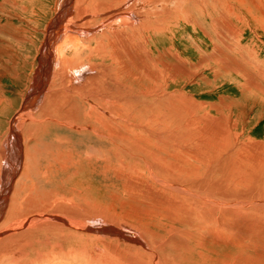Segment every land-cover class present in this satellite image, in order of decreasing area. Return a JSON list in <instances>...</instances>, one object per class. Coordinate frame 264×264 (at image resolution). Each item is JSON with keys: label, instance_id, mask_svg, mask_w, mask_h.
<instances>
[{"label": "rangeland", "instance_id": "rangeland-1", "mask_svg": "<svg viewBox=\"0 0 264 264\" xmlns=\"http://www.w3.org/2000/svg\"><path fill=\"white\" fill-rule=\"evenodd\" d=\"M61 1H64V4ZM134 1L130 0L126 8L127 6L129 8ZM242 1L161 0L160 4L155 5L158 8L149 9L148 12L152 9L154 11H150L148 14L142 13L140 20L138 19L135 23L132 22L135 25L131 23L132 25L129 24V27L128 24V26L116 24L115 27L114 25L111 26L113 31L108 28L103 31V34L100 33L101 35L98 34V36L95 32L100 31L105 26V23L107 24L110 20L95 27L81 26V24L89 18L103 19L107 13L92 15L82 21L75 19L74 9L76 13L80 14L84 10L85 12L90 10L91 3H87V0H83V2L74 0L73 7L75 8L71 7V12L70 10L65 12L64 9L68 0H0V264H98L99 259L102 258H116L123 264H135L133 262L136 261L133 260L137 259L139 252L136 249L134 250V248L132 249V247L130 249L129 247L127 248L114 232L126 233L128 236H134L142 242L130 230V227H134L135 231H143L149 237L148 239H151V241L148 240L150 243L152 240V243H154L155 240V244H161L162 239H170L177 235L174 231L176 228L174 224H168L171 226H168V228L170 231L172 230L173 234H167L165 229L167 223L161 224L160 221H157L158 219H149L143 215L145 214V209L142 208L143 196L160 194L163 199H169L166 186H163L164 188L159 186L162 184V178L163 181H167V178L158 176L155 172L148 173V175L145 170V163L128 161L129 154L119 146L111 154L113 157L111 156L110 159H107V156L104 157V153L108 150L107 146L103 142L97 143L93 133L75 134L63 129H51L47 133L42 134L40 132V135L38 133H35V135L30 131L28 123L20 119L22 116L18 114L21 112L26 98L31 99H26L27 102L25 104H27V107H25L27 109L23 114L29 112L36 118L46 114L55 115V112L65 114V110L62 107L53 110L50 104L46 105L48 103L44 99L45 96L43 98L37 97L38 99H33V96L37 95L39 84L44 80L50 81L55 67H59V65H56L55 49L66 31L67 34H78L81 37L86 35H83V32L87 33L89 37L95 33V37L93 36L95 40L93 38H85L86 40L78 42V48H75V51H72L71 48H67L65 51L67 52L65 55L73 59V64L71 63V65L74 70L70 71V73L74 81H71L73 83L69 84V86L72 87L75 84L76 91L72 93L68 91L63 94L58 92L63 95L59 101L63 104L69 103L67 96L76 95L73 100L78 102V104L74 105V110L72 111L76 118H81L80 111L83 110V103L80 101L81 97L77 96V94L87 93L90 90L88 88L89 83L92 86L95 85L94 82L90 81L92 78L89 77V73L93 74L91 76H96L95 80V77L93 78L96 81V87L97 79H101L99 81H101L102 85L98 83V88L108 84L106 81L109 82L110 86L106 85L103 89L100 88V90L97 89L95 91L96 94L100 92L97 95L102 94L101 92H105L107 89L110 91V89L115 87V84L116 86L121 83L126 84L120 79H122V65L124 66L126 61L131 60L128 54L136 52V58H140L134 61L136 64L137 62L140 63L141 58L150 56L144 59L149 62L146 63L149 65V73L155 75H160L158 71H160V68L162 71V67L164 72L169 73L176 72L177 68H174V66L179 67L180 65H183L180 68L181 70H190L188 72L190 74L186 73L184 76L186 80L183 79L175 83V85H171L167 90V92L172 93L166 95L169 108L167 113L179 114L176 115V118H167L163 133L176 129V126H179L177 125L180 121L178 119L182 116L183 119L180 126L185 125L187 128L180 132L181 137H183V142L181 143L197 144L200 148L207 150L217 165L216 171L212 169L214 174L208 186L201 188H213V192H224L226 194L225 199L227 196H232L229 199L231 202L228 201L230 197L227 198L228 203L226 202L227 205L224 207L226 210L229 207L237 209L241 206L240 209L242 210L243 208L244 210L241 211L239 209L240 214L235 219L230 216L228 226L217 231L218 233L214 234L215 236L209 237L206 242H203L201 248H198V245H194L189 254L187 253L185 256L183 252H178L177 254L180 255L178 258L175 255L174 261L179 264H264V0ZM97 2L107 3L110 0H97ZM148 2L150 4L149 0L141 1L139 4L141 7H137L136 10L133 9L134 12L136 13L140 8L147 7L149 5ZM87 6L89 9L86 8ZM227 7L232 8L230 13L224 11ZM124 8L119 9V11H123ZM158 9H162V11ZM246 9H249V11ZM166 14L167 16H165ZM58 15H65V21L62 24L63 27L61 26L59 30L61 32L60 37H56L55 44L50 47L52 59L48 57L46 52L43 53L41 44L45 39L46 29L48 30L52 23L54 24ZM117 15L119 13L115 17ZM144 15L146 16V21L143 20ZM228 15L229 17H227ZM162 16L165 18H162ZM185 17L190 19L191 22ZM147 18L152 23L156 22L158 18L159 21L149 24ZM179 18L181 19L179 20ZM118 19L115 18V23H118ZM141 19L143 20L141 24L143 25L144 22H147L149 28H146L144 23L143 27L145 29H141L140 26L142 25L138 24ZM255 20L257 22L260 20L261 22L256 23L254 22ZM72 25L77 29L75 30L73 27V31L70 30L69 28L70 26L72 28ZM154 26L155 28H153ZM119 28H123V31ZM144 30L147 31L145 32ZM157 30L160 31L157 32ZM111 32L112 34H110ZM135 32H138L136 33L137 35ZM235 32H238L237 34L239 35L236 34L234 36ZM142 33L143 35L140 36ZM51 34H53V31H51ZM116 34H119V36ZM9 35L11 37L12 35L14 36V41L22 38L20 39L21 43L19 44L20 41L14 42L13 37L10 38ZM231 35L234 36L233 39ZM96 36L103 37L97 38ZM113 37L117 38L116 40L119 42ZM129 37H131V42ZM57 39L60 40L58 41ZM98 39L102 40L98 41ZM112 39L120 43L121 47ZM123 40L125 41L124 45L127 44V46L122 44ZM223 40L233 50H230V48L229 50L225 49ZM100 41H103L101 46L98 45L101 44ZM114 43L117 48L113 45ZM96 45L101 51L98 47L96 48ZM238 46L242 47L239 48ZM137 47L143 50H136ZM112 49H115L114 54L110 52ZM86 50H89V52ZM95 51L103 52V54L98 55V52L96 53ZM110 53L113 55H111L113 58H110L113 61L108 59ZM117 53H120L121 56L117 55ZM41 56L43 57L41 58ZM119 56L123 57V60L125 56L127 60L121 62ZM209 57L212 60L210 59L209 61ZM153 58L157 61L152 63ZM41 59L44 62L51 63V65L53 64L52 68H49L47 72L50 74L48 77L44 72H40L39 61ZM177 59L180 63L177 62ZM182 59L184 62L181 61ZM161 61L165 65L162 63V66ZM117 62L123 63L121 67ZM79 63L80 65H78ZM139 63L138 65L140 66L141 64ZM165 66H167V69ZM168 66L171 67L172 71L170 68L168 69ZM114 71L116 73H112ZM95 72L98 73L96 74ZM82 74L83 76L80 77ZM98 75H101V77ZM105 76L107 77L106 80H104ZM109 76H112L111 78H113L114 82ZM190 76L192 77L191 81L187 82ZM78 78L84 79L80 81ZM60 80H63V78L58 77L57 81H55L56 85L62 84ZM110 80L114 85H112V82L110 83ZM78 81L83 82L79 84L80 87L81 85L85 86L84 91H82L84 86L80 88ZM62 85L64 86V84ZM53 89L52 86L50 91ZM77 89L81 92L77 91ZM106 93L103 95L108 94ZM153 96L156 97L158 95ZM178 104L181 110H179ZM39 107H42V113H39ZM99 109L103 112H99ZM104 109L103 106L95 107V113L98 111V115L99 113L105 115L106 111ZM23 110L25 111V109ZM173 110L175 111L173 112ZM82 118L85 119V117ZM13 119L16 122V128L18 127V132L14 141L11 138V142H9L11 144H7L9 125ZM101 119H98V121L102 122L103 120ZM47 120L53 119L47 118ZM54 120L56 121V119ZM108 121L109 118L105 119V124L102 122L99 128L97 126L101 122L96 124L94 119L91 120L93 123L88 122L95 125V129L98 128L99 130L102 127L101 130H104L105 125L108 127ZM139 121L141 119H136L132 122V129L133 127L142 128L137 126ZM185 126L181 128L183 129ZM63 128L67 129V127ZM181 128L179 127L178 131ZM70 129L71 131L75 130V128ZM55 138H61L59 143ZM15 142L19 146H16ZM14 147L20 148L19 156L15 153L13 154V152H16L13 149ZM6 150L8 152L7 157ZM115 152L119 154L115 156ZM120 157L122 160H120ZM6 158L8 159V164L7 162L5 163ZM16 165L18 167L13 171L14 175H11V168ZM7 166H9L8 169L11 167V170H8ZM5 169L10 172L7 177H5L7 171ZM181 185L184 187L185 183H181ZM162 188L166 189V194L164 195ZM227 192L229 193L228 195ZM3 199L6 200L3 201ZM238 200L241 202H238ZM135 204L137 205L136 207ZM256 207L257 211L253 212V208ZM241 212L244 213L242 214ZM90 215H94L95 217L93 218L96 221H92L93 218ZM56 218L66 220L67 225L55 220ZM27 220L28 222L31 221V224L23 227L22 225L26 224ZM128 221L130 223H127ZM252 221L258 224V228L251 231V233L242 235L232 232L236 227L238 229L250 226L248 222ZM15 225L19 228V232H16L17 229L14 231L13 226ZM73 225L76 226V229L72 227ZM143 227H146L145 230H143ZM95 228L105 229L111 233L90 232V229ZM6 231H10V233L8 234ZM145 235L144 237H146ZM238 242L241 243L239 244ZM142 244L145 246L143 242ZM165 256L169 257L167 259L169 262L166 261L167 264H172L170 260L173 257L169 252L168 254L165 253ZM180 256H183L182 259ZM138 258L144 259L142 261L144 264L148 263L145 260L146 257L140 256ZM188 258L189 260H187ZM140 259H138L139 263L141 262Z\"/></svg>", "mask_w": 264, "mask_h": 264}, {"label": "bare ground", "instance_id": "bare-ground-1", "mask_svg": "<svg viewBox=\"0 0 264 264\" xmlns=\"http://www.w3.org/2000/svg\"><path fill=\"white\" fill-rule=\"evenodd\" d=\"M26 1H28V0H26ZM81 1L83 2V0H81ZM139 1L141 2V1H145V0H135L134 3H133L134 5L132 4L129 8H128V6L126 8V5L128 3H130V0H110V2H107V3H105V2H102V3L101 2H97V0H87V3H91V6L89 4H87V5L90 6L89 7L90 10L85 12V10L81 8L82 10H84L83 12L81 11L82 12L81 14L80 13H76V10L74 9L75 7H73L74 0H68V2L66 3V5L65 6L63 5V6H64V9H65V12L66 11H69L71 9V7L74 9L75 14H76L75 19L77 21H82L84 18L90 17L92 15H103V14H106L107 13L104 16L103 19L89 18L87 21H85L83 24H81V26L95 27V26H97V25H99L101 23L104 24L105 21L110 20V21H108L107 24L105 23V26L102 27L100 29V31L95 32V30H94V32L98 35L100 33L103 34V31L104 30H106L108 28H111V26H113V25L115 27L116 24H118V25L119 24H122V25L123 24H125V25L128 24L129 25L132 22L135 23V21H137L141 17V14L142 13H145V14L147 13L148 14L150 11L151 12L154 11L152 9V10H150L148 12L149 9L155 7V5L160 4V2H161V0H154V1L149 0L150 1V4L148 2L149 5L147 7L143 8V9L140 8V10H138L135 13L133 9L136 10L137 7H141V5L139 6V4H140ZM240 1H242V0H240ZM217 2H219V1H217ZM242 2H244V0ZM136 3H138V4H136ZM214 4H216V3L214 2ZM221 4H224V3H221ZM123 7H125L123 9V11H121V10L119 11V9H122ZM86 8L89 9L88 6ZM77 10L80 11L79 9H77ZM155 10L157 11V9H155ZM158 10L159 11H162V9L161 10L158 9ZM246 10L249 11V9H246ZM224 11L226 13L227 12L230 13L232 11V8L227 7V9L224 10ZM70 12H71V10H70ZM118 13H119V15H117L115 17V15L118 14ZM153 13H155V12H153ZM161 14H162V12H161ZM167 14H169V13H167ZM167 14L165 16H167ZM59 15H58V18L55 19L54 24L52 23V26H50V27L48 26L49 27L48 30L46 29V32L44 34L45 35V39H44L43 43L41 44V47L43 48V53L46 52V54L48 55V57H50L52 59H53V57L50 56V52H51L50 47H52L55 44V42H56L54 40V39H56L55 37H60L61 32L59 30H60L62 24L65 21L64 20L65 19L64 18L65 15L64 16H62V15L59 16ZM162 15L164 16V14H162ZM163 16H162V18H165ZM118 17H119V19H118ZM145 17L146 16L144 15V17H143L144 19L143 20H145ZM227 17H229V15ZM115 18L118 19V21H117L118 23H115ZM181 18H179V20ZM190 18H192V17H190ZM158 19H157V21H159ZM183 19H184V17H183ZM186 19H188V18H186ZM143 20L141 19V22L138 23V24H141L143 22ZM149 20L147 18V21H149ZM176 20H178V19H176ZM188 20L190 21V19H188ZM156 22H153V23H156ZM162 22H163V20H162ZM254 22L259 23L261 21L259 20V22H257V20H255ZM144 23L146 24L145 27L146 28H149V26H147L148 23L147 22H144ZM144 23H143V25L141 24L142 26L139 25L141 27V29L144 28L143 27L145 25ZM153 23L151 21H149V24H153ZM133 25H135V24H133ZM73 27H74V25H72V28L70 26L69 29L73 31ZM129 27H130V25H129ZM150 27L152 28L151 25H150ZM74 28H75V30L77 29L76 27H74ZM137 28H138V26H137ZM153 28H155V26ZM115 29H117V28H115ZM70 30H69V32H70ZM120 30L123 31V28L120 29ZM129 30H132V29H129ZM135 30H136V28H135ZM162 30H164V29H162ZM30 31H31V29H30ZM51 31H53V34H51ZM111 31H113V29ZM158 31H160V30H157V32ZM0 32H1V30H0ZM66 32L64 33V36H63L61 42L56 46V49H55V55L54 56H55V59H56V65L57 66L59 65V67H55V70L53 71V74L51 76L52 77L51 78L52 81L50 79V81L49 80H47V81L44 80L42 83H40L39 84V87L37 88V95H34L33 96V99H38L37 97H42L43 98L45 96L44 99H46V101L48 103L46 105H49L50 104V106H52L53 110H56V109L62 107L65 110V114L64 113H57V112L54 111L55 112V115H52V114L41 115V116L37 117V118H40V119H37L36 117H34L29 112H27L26 114H23V113L26 112V109H27L26 108L27 107V104H25V103L27 102L26 99H28V98H26L25 101H24V104H23V108H22V110L20 112L21 114L19 113L18 115L22 116L20 118L22 121H26L28 123V127L30 128V131L32 132V134H35V133H38L39 135L41 133L44 134V133H47L51 129H63L65 131H68L70 133H75V134H77V133L83 134V133H87V132H90V134L93 133V137L95 136V140H96L97 143H102L103 142L107 146L108 150H107V152L104 153V157L107 156L108 157V158L106 157L107 159H110L111 158V156H112L111 154H113L115 148L117 146H119V147L125 149V152H127L129 154V157L127 158L128 161H130V162H138V163H141V164L142 163H145V165H146L145 166L146 167L145 170H146L147 174L148 173L151 174V173L155 172V174H158V176H162V177L167 178L168 179L167 181H163V178L161 177L162 178V184L159 185V186H160V188H161V186L162 187L163 186H166V189L167 190L166 189L165 190L168 191L167 197H169V199L168 200L167 199H163L161 197L162 195L160 196V194H158V195H151V196H146L145 195L146 197L143 196L144 199H143L142 208L145 209L144 210L145 211V214H143V215L145 217H148L149 219H151V218L158 219L157 221H160L161 224L164 223V222L167 223L166 224L167 226L165 228L167 234H171L172 233V230L170 231V229L168 228V226H170L171 223H172V225L174 224L176 226V228L174 230L177 233L176 237L175 236L174 237L171 236L172 238H170V239H162L161 240V244H155V242H156L155 240H154V243H152L153 242V240H152V242H151L152 244H151L149 242V241H151V239L149 240L148 239L149 237H147V235H145L143 231H139V230L135 231V228L134 227H130L131 228L130 230H132L133 233H135L142 240V242L145 244V246H144L142 244V242L140 240L136 239L134 236L133 237L128 236L124 232H123L124 234H121L120 232H114V233H116V235L120 238V240L122 241V243L127 246V248L129 247V249H130V247H132V249L134 248V250L136 249V251L139 252V255L141 257H144V258L146 257L145 260H146V262H148L146 264H167L166 261H168L167 259L169 257L167 258V256H165V253L168 254V252L173 257V259L170 260V262L172 261V264H179L178 262H175L174 261V256L176 255V257L178 258V256L180 255V254L179 255L177 254L178 252H183V254L185 256L187 253L189 254V252L192 250V248L194 247V245H198L199 246L198 248H201V246H203V242H206V240H208L209 237L215 236L214 234H217L218 233L217 231L221 230L223 227L228 226V222L230 220L229 219L230 216L232 218L234 217L233 219H235L236 216L238 217L239 216L238 214H240L239 209L242 207L241 206L240 208H237V206H236L237 209L229 207L228 210H226L224 207H226L225 205H227L228 201H230L229 199H231L232 196L231 197L230 196H227V198L230 197V198H228V201H227V198L225 199L226 194L224 192L223 193H221V192L218 193L216 191L213 192V190H214L213 188H207V189H202L201 188L203 186H208V184H209V182H210V180H211V178H212V176L214 174L213 173V170L216 171L215 168H217L216 167L217 165H216V162L213 160V158L210 156V153L207 152V150L200 148V146H198L197 144H187L186 143L187 144L186 145V144H182L181 143V142H183L182 141L183 140V137H181V133L180 132L187 128V126H185V125H183V126H185V128H183V129L181 128L183 126H180V124L182 123V119H183L182 116L179 117V119H178V120H180L179 123L177 124L179 126H176L175 125L177 127L176 129L172 130L171 132H165V133H163V127L166 126L167 118L168 117L176 118V115L179 114V113H175V114H168L167 113L169 108H168V104H167L168 102L166 101V100H168L166 98V95L168 93H169V95L172 94L170 92H167V90L169 89V87L171 85L173 86V85H175V83H178L181 80H183L185 74L188 73L190 70L189 69L188 70L187 69H182L181 70L180 68L183 65H180L179 67H175L174 66V68H177L176 69L177 70L176 72L174 71L173 73L172 72L169 73V72H164V68L162 67V69H163L162 71L163 72L161 71V68H160V71L161 72L158 71L160 75H157V74L155 75L153 73H149L150 72L149 71V65L146 64V63H149V62H147L144 59V58L147 59L150 56L149 57L146 56L143 59L141 58L140 63L137 62V64H136V62H134V61L140 59V58H136V55H137V54L135 55L136 52L134 54H128V57L131 60L128 59L129 61L128 62L126 61V64H124V66H123L122 65L123 63H121V62H125L124 60H127V59H125L126 57L124 56V60H123V57L122 58L120 57L121 54L120 53L119 54L117 53V55H120L119 57H120V60H121L120 63L119 62H117V63H119L120 67L122 65V67H121V70H122L121 77H122V79H120V80H123L126 84L121 83V84H118L119 86L117 85L118 86L117 87L116 84L114 85V83H113L114 80H115V75H114V80H113V78H111L113 75L111 74L112 76L111 77L109 76V77H110L111 80H113V82L110 80V83L112 82V85H114L116 88L113 87L112 89H110V91H108L109 89H107V91H105V89H104L105 92L102 91L101 92L102 94L97 95L100 92H97V94H96L95 91H97V89L100 90V88L103 89L104 86L106 87V85H109V82L106 81V83H108V84H104L103 87L100 86V88H98L99 87L98 83L101 82V81H99V80H101L99 78V77H101V75L100 76L98 75L99 77H97L99 79H97L98 81H97V87H96V81H94L96 79V76L95 75L94 76H91L93 74L89 73L90 74L89 77L92 78V80H90V81L91 82H94L95 85H93L94 86L93 87L91 85V83H89V85H88L89 87L86 86V87H88L90 89V90L88 89L89 91L87 93H81L82 95H78L77 94V96H80L81 97L80 98V101H81V103H83V105H82L83 106V110L80 111L81 118H76L75 117L76 115L74 116V114L72 112L74 110V105L78 104V102H76L75 100H73V97L76 96V95H71V96H69V95L67 96L66 95L68 97L67 101L69 103L63 104V103H61L59 101L60 97L63 96V95H60V94H63L64 92H68V91L70 93H72L73 91H76L75 90V87H74L75 84H73L72 87L69 86V84H72L73 83L71 81H74V79L71 78L72 77V74L70 73V71L72 72V70H74L73 67H72V65H71L73 59H71L68 56H66L65 53H67V52H65V51L67 50V48H71L72 51H75V48L76 49L78 48L77 47L78 46V42L84 41V40L89 39V38L92 39L95 33L93 32L94 33L93 36L89 37L87 33L83 32L84 33L83 35L86 34L88 37L86 35H85L86 37L85 36L81 37L78 34H67ZM108 32H110V31L108 30ZM138 32H135V34L138 33ZM154 32H155V29H154ZM154 32H152V33H154ZM114 33H116V32H114ZM120 33H122V32H120ZM237 33L238 32H235V34H233V35L235 36ZM110 34H112V32ZM147 34H149V33H147ZM108 35H109V33H108ZM116 35L119 36V34H116ZM136 35H134V36L137 37ZM142 35H143V33L140 36H142ZM233 35H231L232 36V39L234 37ZM237 35H239V34H237ZM9 36H10V38L13 37V41H14V36L13 35H12V37H11V35H9ZM98 36H96V37L97 38H101L104 35L101 36V37H98ZM125 36H127V35H125ZM125 36H124V38H125ZM15 37H16V35H15ZM48 37H49V39H48ZM107 38H110V37H107ZM122 38L123 37L121 35V39ZM20 39H22V38H20ZM20 39H18V41H20ZM114 39L116 40L117 38H114ZM121 39H118V40H121ZM140 39H141V37H140ZM93 40H95V38H93ZM99 40H102V39H98V41ZM104 40H105V38H104ZM130 40H131V37H129V41ZM15 41H17V40L15 39ZM105 41H104V43H105ZM100 42H101V44H98L97 42H94V43H97L99 46H101L103 41H100ZM117 42H119V41H117ZM117 42H115V43H117ZM124 42L125 41L123 40L122 41V44L123 45H124ZM20 43H21V41L19 42V44ZM51 43H52V45H51ZM115 43L113 45H115ZM132 43H133V41H132ZM225 43L226 42H224V40H223V44H224L225 49L229 50V48H230V50H231L232 49L231 46H228ZM19 44L17 45V43H16L17 46H19ZM109 44H110V41H109ZM117 44L119 45L120 43H117ZM125 45L127 46V44H125ZM232 45H233V43H232ZM115 46L117 48V45H115ZM97 47L98 46L96 45V48ZM104 47H105V45H104ZM235 47H237V46H235ZM238 47L241 48L242 46H238ZM124 48H126V47H124ZM98 49L100 50L99 47H98ZM139 49L137 47L136 50H139ZM146 49H147V47H146ZM40 51H42V50H40ZM86 51L89 52V50H86ZM95 52L97 53L98 51H95ZM103 52H101V53L103 54ZM110 52H113V54H114L115 53V49L114 50L112 49V51H110ZM122 52H123V50H122ZM101 53L98 52V55L101 54ZM126 53H128V52H126ZM111 55L112 54L110 53V57L108 59L113 58V57H111ZM114 56H116V55H114ZM42 57L43 56H41V58ZM103 57H105V56H103ZM246 57H247V55H246ZM251 58H254V57H251ZM104 59H102V60H104ZM210 59L211 58L209 57V61H210ZM249 59H250V57H249ZM110 60L113 61V59H110ZM151 60H149V61H151ZM175 60H176V58H175ZM41 61L43 63H42V66H40V72H44V74L47 77L50 76V74H48L47 72H48L49 68H52L53 64L51 65V63L44 62L43 59H41ZM155 61H157V60H154V58H153L152 63L155 62ZM181 61L184 62L183 59ZM214 61H215V59H214ZM216 61H218V60H216ZM177 62L180 63L179 60ZM138 63L141 64L142 66L141 65L139 66ZM162 63H163V61H161V65L163 66L164 63L163 64ZM112 64H113V62H112ZM181 64H183V63H181ZM184 64H186V63H184ZM78 65H80V63ZM108 65H110V64H108ZM176 66H178V65H176ZM105 67H107V66H105ZM114 67H112V68L114 69ZM165 67L167 69V66H165ZM169 68L171 70V67L170 66H168V69ZM115 69H116V67H115ZM183 71H185V72H183ZM104 72H106V71H104ZM119 72H120V70H119ZM82 73H83V71H82ZM112 73H116V71H114ZM108 74H110V73H108ZM182 74H183V76H182ZM188 74H190V73H188ZM41 75H43V74H41ZM116 75H118V74H116ZM82 76H83V74L80 75V77H82ZM106 76L104 77V80H106V78H107ZM43 77H45V76H43ZM58 77L63 78V80H60V81L62 82V84H64V86L62 84H60V85L57 84L56 85L55 81H57ZM93 78H94V80H93ZM191 78L192 77L190 76V78H189V80H187V82L191 81ZM37 79H38V77H37ZM83 79L78 78V80H80V81L81 80L83 81ZM87 79H89V78H87ZM184 80H186V79H184ZM80 81H78V84L81 83ZM108 81H109V78H108ZM100 85H102V84L100 83ZM52 86H53L54 89L52 91H50V88ZM82 86H84V85H81V87ZM79 87H80V84H79ZM76 88H77V86H76ZM84 88H85V86L82 87V91H84ZM107 88H109V87H107ZM33 91H35V90H33ZM77 91H80V90L77 89ZM105 93L107 95H103ZM83 94H85V95H83ZM90 94H93V95H90ZM150 95H152V96H150ZM153 95H158V96L155 97ZM174 95H177V94H174ZM29 99H31V98H29ZM57 99H58V101H57ZM180 105H179V110H181L180 109ZM100 106H103L105 108L104 109L106 111L105 115L108 116L107 118H109L108 127L105 125V127L103 128L104 130H101L102 127H100L101 129H99V130H98V128H99L100 125H102V122H104V120L107 119V118H102L101 119L99 117H103V116L106 117V116L103 113H99V115H100L99 116L98 113H97L98 111L95 113V111H96L95 110V107L97 108V107H100ZM176 106H177V104H176ZM42 107H39L38 108L39 113H42ZM23 109H25V111ZM101 111L102 110H100L99 112H101ZM174 111L175 110H173V112ZM82 117H85V119L82 118ZM47 118H50V119L52 118L53 120H47ZM54 119H56V121ZM93 119H94V122H96V124L98 122L99 123L101 122V121H98V119L99 120L100 119L103 120L100 124L98 123L99 125L97 126L98 128L96 127L97 129H95V125H92L91 124V123H93V122H91V120H93ZM136 119H141V121H139V123H138L137 126L142 127V128H135V127H133V129H132V126H133L132 125V122H134ZM88 121H90L91 123H89ZM15 123L16 122H15L14 119H13V121L10 122L9 130H8L9 134H8V138H7V141H8L7 144L9 142H11V138L14 141V139L16 137V133L18 132V127L16 128ZM188 123L190 124V122H188ZM104 124H105V122H104ZM189 124H187V125H189ZM18 125H20V124H18ZM22 125H24V124H22ZM78 126H80V127L83 126L84 127V128L82 127L83 130H82V128L80 129V127H78ZM63 127H67V129H65ZM68 127L75 128V130L71 131V129L70 128L68 129ZM147 127H149V128H147ZM179 127L181 128L180 131H178V128ZM79 130H81V131H79ZM177 131L180 133V135H179V133ZM55 139H56V141L58 140V143H59V141H60L61 138H55ZM9 144H11V143H9ZM15 144H16V146H19V145H17V142H15ZM13 149H15V151H16V152H13V154L15 153V154H17L19 156L20 155V148L18 149L17 147L16 148L14 147ZM7 150H6V157H7V154H8ZM118 150H119V148H118ZM99 153H101V152H99ZM116 154H119V153H116L115 152V156H116ZM5 160H6L5 163L7 162V164H8V159L6 158ZM120 160H122L121 157H120ZM141 164H139V165H141ZM8 167L9 166H7V169H8ZM17 167H18V165L14 166V168H11L10 167L12 169V172L11 173L8 172V170H11L10 168L8 170L5 169V170H7L6 173H5L6 174L5 177H7L9 175V173L11 175H14V172L13 171ZM11 177L13 178V176H11ZM3 180H5V179H3ZM8 181H9V179H8ZM154 181H156V180L154 179ZM4 183L6 184V182H4ZM181 183H185V186L183 187L182 185H184V184L181 185ZM157 184H156V187H157ZM188 184H190V185H188ZM163 188H162V191L163 192L162 191L161 192L164 195V194H166V191ZM228 194L229 193L227 192V195ZM233 199H234V197H233ZM4 200H6V199H3V201ZM239 201L240 200H238V202ZM232 203H233V201H232ZM237 203H235V204H237ZM248 203H250V202H248ZM136 206L137 205L135 204V207ZM257 207L256 208H253V210L252 209L251 210L253 212H256L257 211ZM242 210H244V209L242 208ZM241 213L243 214L244 212H241ZM90 216H91V218L95 217L94 215H90ZM242 216H244V215H242ZM38 219H39V217H38ZM55 220L60 221V222L64 223L65 225H67V221L66 220H63V219H60V218H56ZM152 220H154V219H152ZM92 221H96V219L93 218ZM30 222H28V220H27L26 221V224H23L22 226L24 227L25 225H29V224H31ZM127 223H130V222L128 221ZM169 223H170V225H168ZM249 224H250L251 227L250 226L246 227L244 225V227H246V228H243V227L241 228L240 227V228L237 229V227H236V229H233V230L231 229V230H232V232L234 234H242V235H244V234H247V233H251V231H254L256 228H258V224H256L253 221L250 222V223L248 222V225ZM74 225L72 227H75V229H76V226H74ZM13 227H14V231L17 229L16 232L17 231L19 232V230H18L19 228H17L16 225L13 226ZM66 227H68V226H66ZM145 228L143 230H145ZM172 228H173V226H172ZM91 231L92 232H98V233L99 232H102V233H104V232L108 233L109 232V231H106L105 229H102L101 230L100 228L99 229H96V228L95 229H90V232ZM6 232H8V234L10 233V231H6ZM109 233H111V232H109ZM125 234H126V236H125ZM144 235L146 237H144ZM155 236H153V237H155ZM159 239H161V238H159ZM202 251H203V249H202ZM82 252H84V251H82ZM193 253H194V251H193ZM197 254H199V253H197ZM139 255L137 256V259L136 260H133V261H136V262H133V263H135V264H141V263H143L142 261L144 259L138 258V257H140ZM164 256H165L166 259L164 258ZM182 257L180 256L181 259H182ZM133 258H130V259H133ZM138 259H140V261H141L140 263H139ZM187 260H189V258ZM98 264H123V263H121L120 261H118L116 258H112V259H106V258L103 259L102 258V259H99Z\"/></svg>", "mask_w": 264, "mask_h": 264}, {"label": "water", "instance_id": "water-1", "mask_svg": "<svg viewBox=\"0 0 264 264\" xmlns=\"http://www.w3.org/2000/svg\"><path fill=\"white\" fill-rule=\"evenodd\" d=\"M54 40H56V39H54ZM42 63H43L42 61H39V68H40V66H42ZM38 71H39V69H38Z\"/></svg>", "mask_w": 264, "mask_h": 264}]
</instances>
